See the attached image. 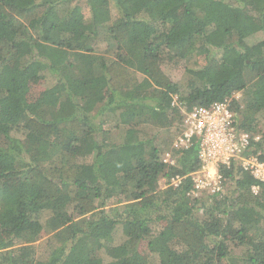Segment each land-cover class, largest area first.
I'll return each mask as SVG.
<instances>
[{"label":"trees","instance_id":"trees-1","mask_svg":"<svg viewBox=\"0 0 264 264\" xmlns=\"http://www.w3.org/2000/svg\"><path fill=\"white\" fill-rule=\"evenodd\" d=\"M236 92L264 162V0H0V264H264V182L220 165L193 196L198 143L171 140Z\"/></svg>","mask_w":264,"mask_h":264},{"label":"built area","instance_id":"built-area-1","mask_svg":"<svg viewBox=\"0 0 264 264\" xmlns=\"http://www.w3.org/2000/svg\"><path fill=\"white\" fill-rule=\"evenodd\" d=\"M234 98H238V94ZM230 105L231 98H226L207 106H194L182 116V131L173 139V146H188L192 138L198 142L200 167L191 174L190 193L193 196L223 191L225 179L219 172L220 165L229 166L234 163L258 181H264V162L259 160L258 154L243 155L251 143V137L238 129ZM255 140H258V136L254 137ZM162 161L174 163L170 152L164 154ZM181 179V176L175 175L167 185L177 187ZM164 182L163 179L158 181L159 185ZM251 189L257 193L259 186L253 185Z\"/></svg>","mask_w":264,"mask_h":264},{"label":"rangeland","instance_id":"rangeland-1","mask_svg":"<svg viewBox=\"0 0 264 264\" xmlns=\"http://www.w3.org/2000/svg\"><path fill=\"white\" fill-rule=\"evenodd\" d=\"M83 2H81L79 4V6H81V10H80V14L84 15L83 17L85 19H87L89 17V10H88V7L86 5H81ZM110 7H111V13H112V18H114L116 16V11L113 7V4L112 2L110 3ZM79 13V11H78ZM83 18V20H84ZM181 23H183L184 25L186 23H188V20L186 17H181V20H180ZM170 77L174 80V81H180L181 80V77L183 76V68H182V64L180 62H176L174 64V66L170 69H167ZM83 73L86 74L87 76H90L92 74V69H91V66H87L86 68L84 67L83 69ZM44 88V82L43 80H41L38 84H35L32 86L31 88V91L33 92V95H38L39 91L42 90ZM182 91H184V89H182ZM241 94V93H240ZM242 97V96H241ZM259 128L263 129L262 127H264V121L262 119V117H259ZM181 131L178 130L177 133H175L171 140H172V143H173V139L179 135ZM230 187V184H225L224 186V190H227L228 188ZM108 236V235H106ZM125 237L122 235L121 233V230L118 229L113 235H110L106 238H103L102 240V248L103 250L107 253V255L109 256H116L118 255V252L120 251V245L121 243L124 241ZM145 242H143L140 247H139V250L140 252L146 256L147 254V249L144 245Z\"/></svg>","mask_w":264,"mask_h":264},{"label":"clouds","instance_id":"clouds-1","mask_svg":"<svg viewBox=\"0 0 264 264\" xmlns=\"http://www.w3.org/2000/svg\"><path fill=\"white\" fill-rule=\"evenodd\" d=\"M236 94H238V98H234L235 97V95ZM239 97H241V94H240V92H236V93H234V95L232 96V97H230V98H234V99H239ZM232 101V100H231ZM196 106H199V105H196ZM188 112V111H187ZM184 114V113H183ZM237 127H238V125H237ZM239 129V128H238ZM240 130V129H239ZM240 131H242V130H240ZM242 132H245V131H242ZM246 133H248V132H246ZM249 134V133H248ZM250 135V134H249ZM256 137V136H255ZM258 138H259V136H258ZM193 139V138H192ZM192 141V140H191ZM195 141H196V138H195ZM197 142V141H196ZM198 143V142H197ZM190 145V144H189ZM188 145V146H189ZM172 146H173V143H172ZM174 147V146H173ZM186 147V146H185ZM252 175V174H251ZM257 180V179H256ZM260 182H264V181H260ZM257 186H259V185H257ZM252 188V187H251ZM252 190V189H251ZM259 190V189H258ZM253 192V191H252ZM254 193V192H253Z\"/></svg>","mask_w":264,"mask_h":264}]
</instances>
